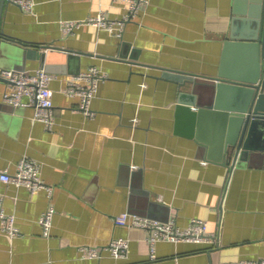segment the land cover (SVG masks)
<instances>
[{
	"label": "crops",
	"instance_id": "crops-1",
	"mask_svg": "<svg viewBox=\"0 0 264 264\" xmlns=\"http://www.w3.org/2000/svg\"><path fill=\"white\" fill-rule=\"evenodd\" d=\"M31 1L30 9L6 2L0 25L12 44L43 52L52 46L43 59L32 52L18 68L55 75L54 122L48 128L32 120L34 106L5 102L9 84L0 79V170L12 173L28 156L52 194L0 179V203L18 227L9 237L0 219V264H228L264 257V126L253 155L232 169L207 159L189 135L188 117L176 115L183 87L160 75L162 68L216 75L234 7L246 9L250 0H149L120 37L87 23L66 33L62 22L98 13L121 18V0ZM89 66L105 77L86 115L65 89ZM219 131L210 116L199 127L211 142ZM50 201L55 214L43 235L38 216ZM124 211L168 216L179 226L202 218L215 242L159 240L151 251L146 229L115 222ZM116 237L128 240L125 257L106 248ZM83 246L100 256H82Z\"/></svg>",
	"mask_w": 264,
	"mask_h": 264
},
{
	"label": "water",
	"instance_id": "water-1",
	"mask_svg": "<svg viewBox=\"0 0 264 264\" xmlns=\"http://www.w3.org/2000/svg\"><path fill=\"white\" fill-rule=\"evenodd\" d=\"M6 2L10 0H0V24ZM233 13L232 27L223 41L216 75L172 68H162L160 74L183 87L176 104V115L188 117L189 135L204 149L205 158L226 164L231 169L243 156L253 155L256 150L253 140L257 130L264 126V0H250L248 8L234 7ZM48 51H53L52 46L43 52L12 44L0 25V63H12L18 68L32 52L43 59ZM47 69L51 70V67ZM0 79L8 82L5 78ZM208 116L220 125L214 142L199 133V127ZM168 219V216L162 218Z\"/></svg>",
	"mask_w": 264,
	"mask_h": 264
},
{
	"label": "built area",
	"instance_id": "built-area-1",
	"mask_svg": "<svg viewBox=\"0 0 264 264\" xmlns=\"http://www.w3.org/2000/svg\"><path fill=\"white\" fill-rule=\"evenodd\" d=\"M22 8L30 9L31 0H10ZM125 4V13L121 18H107L102 13H98L87 19L64 20L62 22L63 31L70 33L74 27L87 23L99 28H104L117 36L122 35L124 25L131 20L149 0H121ZM54 74L48 72L43 67L33 70L19 69L14 67H0V77L8 80L9 88L3 93L5 102L13 106H34L32 120L43 122L48 128L53 125V91L50 81ZM105 77V74L96 66H89L83 71L71 76L68 80L65 92L79 97L78 108L86 115H91L90 102L97 90V84ZM0 179L11 183L17 187L24 186L31 193L44 189L49 198L52 194V186L46 184L40 176V168L37 161L22 156L16 169L10 173L6 169L0 170ZM55 207L50 201L46 208L39 214L38 222L41 225L43 235H49ZM0 219L2 229L9 237L18 233L15 223V214L6 212L0 203ZM115 222L128 226H137L148 231L147 242L154 250L155 243L159 240L171 242L189 241L196 243H214L215 236L209 232L206 220L198 217L189 219L185 226H179L173 219L161 220L153 217L142 216L128 211L121 212L114 216ZM128 240L124 237L113 238L106 248L114 257H125L128 251ZM81 254L84 257H98L100 253L93 246H83ZM228 264H264V257L254 260H241Z\"/></svg>",
	"mask_w": 264,
	"mask_h": 264
}]
</instances>
